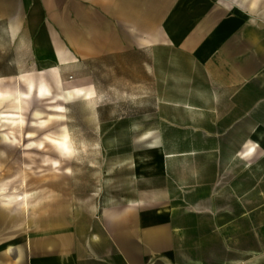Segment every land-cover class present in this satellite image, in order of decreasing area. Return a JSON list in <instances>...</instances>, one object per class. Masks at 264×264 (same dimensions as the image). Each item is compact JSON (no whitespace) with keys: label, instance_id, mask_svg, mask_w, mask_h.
Returning a JSON list of instances; mask_svg holds the SVG:
<instances>
[{"label":"crops","instance_id":"1","mask_svg":"<svg viewBox=\"0 0 264 264\" xmlns=\"http://www.w3.org/2000/svg\"><path fill=\"white\" fill-rule=\"evenodd\" d=\"M62 102L100 181L0 264H264V0H0V157Z\"/></svg>","mask_w":264,"mask_h":264},{"label":"rangeland","instance_id":"2","mask_svg":"<svg viewBox=\"0 0 264 264\" xmlns=\"http://www.w3.org/2000/svg\"><path fill=\"white\" fill-rule=\"evenodd\" d=\"M67 106V103L62 102L60 112L46 108L41 114L46 119V126L35 128L25 124L23 127L20 126V129L18 126H13L10 134L12 142L2 143L7 149V156L0 157V188L3 187L5 194H8L11 199L4 200V197L0 196V230L2 233L7 231V235L10 230L12 231L14 246L19 244L24 232L30 234L31 231L41 228L44 219L54 215L67 217L70 211L69 199L74 195L76 183H78L77 196H84L85 182L89 187L87 192H91V187L100 181V166L103 164V159L100 157L99 146L94 147L98 152L89 151L87 153L93 155H85L87 144L93 143L78 141L76 143L78 156H71L69 152L62 157H57L53 151V144L41 140L43 136L44 139L52 137L44 132L60 126H64L62 130L67 139L69 129L73 134L77 133L78 138H83L86 133L91 132L92 127L86 124L83 106H77L76 110L71 111L73 125L69 123ZM53 113L59 116L55 120L50 117ZM75 122L77 125H74ZM1 131H4V128L0 129V137ZM33 141H43L45 152L18 151L19 148L28 147ZM115 145L116 143H110V149H113ZM68 147L71 151L70 141H68ZM112 165L115 167L117 165L115 158L110 163V166ZM112 178V181H115L116 174H112ZM22 194L23 199H16ZM24 210H26L25 213ZM24 214L25 218H23Z\"/></svg>","mask_w":264,"mask_h":264},{"label":"bare ground","instance_id":"3","mask_svg":"<svg viewBox=\"0 0 264 264\" xmlns=\"http://www.w3.org/2000/svg\"><path fill=\"white\" fill-rule=\"evenodd\" d=\"M60 145L62 146V148H65V143L61 142Z\"/></svg>","mask_w":264,"mask_h":264},{"label":"snow or ice","instance_id":"4","mask_svg":"<svg viewBox=\"0 0 264 264\" xmlns=\"http://www.w3.org/2000/svg\"><path fill=\"white\" fill-rule=\"evenodd\" d=\"M62 110V109H61Z\"/></svg>","mask_w":264,"mask_h":264}]
</instances>
